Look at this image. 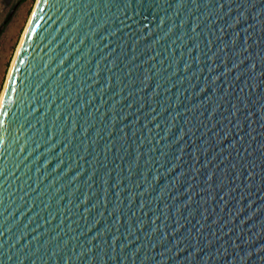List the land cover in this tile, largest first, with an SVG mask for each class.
<instances>
[{
    "label": "water",
    "instance_id": "water-1",
    "mask_svg": "<svg viewBox=\"0 0 264 264\" xmlns=\"http://www.w3.org/2000/svg\"><path fill=\"white\" fill-rule=\"evenodd\" d=\"M9 85L0 264H264V0H38Z\"/></svg>",
    "mask_w": 264,
    "mask_h": 264
},
{
    "label": "rangeland",
    "instance_id": "rangeland-1",
    "mask_svg": "<svg viewBox=\"0 0 264 264\" xmlns=\"http://www.w3.org/2000/svg\"><path fill=\"white\" fill-rule=\"evenodd\" d=\"M18 2L15 11L8 22L2 27L0 33V95L6 80V76L15 54L26 23L32 13L36 0H11L10 3ZM10 7L0 0V26L6 19Z\"/></svg>",
    "mask_w": 264,
    "mask_h": 264
},
{
    "label": "bare ground",
    "instance_id": "bare-ground-1",
    "mask_svg": "<svg viewBox=\"0 0 264 264\" xmlns=\"http://www.w3.org/2000/svg\"><path fill=\"white\" fill-rule=\"evenodd\" d=\"M37 2H38V0H36V2H35L34 8H33V10H32V13H31V15H30V17H29V19H28V21H27V23H26L25 29L23 30L22 35H21L20 40H19V43H18V45H17V47H16L15 54H14L13 59H12V61H11V65H10V67H9V70H8V73H7V76H6V80H5V82H4V86H3V89H2V91H1V95H0V97H2L3 92H4L5 88H6V84H7L8 78H9V74H10V72H11V70H12V67H13V61H14V59L16 58V55H17V52H18L19 46H20V44H21V42H22V40H23L24 34H25V32H26V30H27V28H28V26H29V23H30V21H31V19H32V16H33V13H34V11H35V8H36V4H37Z\"/></svg>",
    "mask_w": 264,
    "mask_h": 264
},
{
    "label": "snow or ice",
    "instance_id": "snow-or-ice-1",
    "mask_svg": "<svg viewBox=\"0 0 264 264\" xmlns=\"http://www.w3.org/2000/svg\"><path fill=\"white\" fill-rule=\"evenodd\" d=\"M130 2H131V0H130ZM136 2L139 4H142V3H144V0H136ZM217 6L221 7V8L223 7V5H217ZM169 7H171V5H169ZM12 91H15V89H13L11 87V85H9L5 88V95L3 97H0V108H4L6 106V104L9 102L10 96L8 95V93L12 92ZM233 107H235V105H233ZM4 115H7V112H5ZM248 115H251V113H249ZM230 123H231V121H230ZM241 139H243V137H241ZM235 247H239V245H235ZM241 259H243V257H241Z\"/></svg>",
    "mask_w": 264,
    "mask_h": 264
},
{
    "label": "flooded vegetation",
    "instance_id": "flooded-vegetation-1",
    "mask_svg": "<svg viewBox=\"0 0 264 264\" xmlns=\"http://www.w3.org/2000/svg\"><path fill=\"white\" fill-rule=\"evenodd\" d=\"M4 1H5V4L8 5V7H10V9H9V11H8V14H7V16H6V19L2 21V25L0 26V29H1V30H2V27L8 22L9 18L11 17V16H10V17L8 18V15L10 14V12H11L12 10H13V12H14L15 9H16V7H17V5H19L18 2L10 3L11 0H4ZM13 12H12V14H13ZM12 14H11V15H12ZM0 33H1V31H0Z\"/></svg>",
    "mask_w": 264,
    "mask_h": 264
}]
</instances>
